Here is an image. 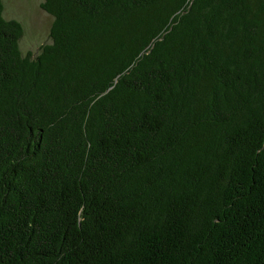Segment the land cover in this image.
<instances>
[{
    "label": "trees",
    "instance_id": "1",
    "mask_svg": "<svg viewBox=\"0 0 264 264\" xmlns=\"http://www.w3.org/2000/svg\"><path fill=\"white\" fill-rule=\"evenodd\" d=\"M0 0V264H264V0Z\"/></svg>",
    "mask_w": 264,
    "mask_h": 264
},
{
    "label": "rangeland",
    "instance_id": "2",
    "mask_svg": "<svg viewBox=\"0 0 264 264\" xmlns=\"http://www.w3.org/2000/svg\"><path fill=\"white\" fill-rule=\"evenodd\" d=\"M4 3L6 19L17 20L24 26L23 54L38 55L42 46L51 43L53 24V18L42 9L43 0H4Z\"/></svg>",
    "mask_w": 264,
    "mask_h": 264
}]
</instances>
